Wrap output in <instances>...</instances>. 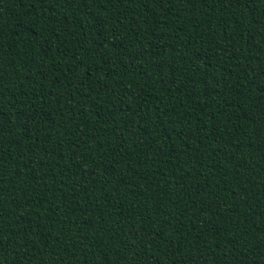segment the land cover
I'll use <instances>...</instances> for the list:
<instances>
[{
    "label": "trees",
    "instance_id": "1",
    "mask_svg": "<svg viewBox=\"0 0 264 264\" xmlns=\"http://www.w3.org/2000/svg\"><path fill=\"white\" fill-rule=\"evenodd\" d=\"M0 264H264V0H0Z\"/></svg>",
    "mask_w": 264,
    "mask_h": 264
}]
</instances>
